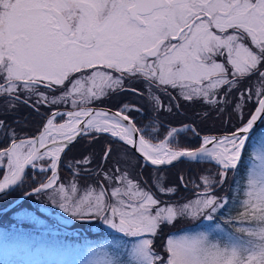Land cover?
<instances>
[{
  "label": "snow or ice",
  "instance_id": "snow-or-ice-1",
  "mask_svg": "<svg viewBox=\"0 0 264 264\" xmlns=\"http://www.w3.org/2000/svg\"><path fill=\"white\" fill-rule=\"evenodd\" d=\"M245 81L256 88L254 112L233 131L205 135L195 147L173 143L184 128H172L153 143V122L137 127L126 114L131 110L127 104L115 113L91 107L124 91L138 93L130 85L140 83L154 111L161 108L154 90L171 88L179 89L185 101L221 113L234 103L233 111L240 112ZM234 93L239 99L230 101ZM0 101L8 113L23 104L44 117L39 134L25 139H17L0 120V135L8 141L0 148V198L24 184L26 168L39 167L51 175L24 196L47 193L70 218L57 222L60 230L79 225L104 234L101 241L83 246L87 259L31 264H264V132L253 137L257 123H264V0H0ZM69 103L72 110L59 111V105ZM41 107L47 111L41 113ZM101 133L130 146L114 161L116 167H101L96 175L102 181L81 188L76 177L78 166L90 163L85 157L69 164L75 167L73 181L59 183V165L69 145ZM250 141L259 147L246 161ZM112 152L108 145L102 161ZM136 153L143 163L139 157L133 160ZM181 160L216 167L215 173L201 175L195 186L202 191L184 203L162 206L128 170ZM245 165L243 199H238L241 187L235 177ZM230 175L236 184L231 201L227 194H215ZM180 182L185 183L183 176ZM153 183L161 193L176 191L162 178ZM230 203L239 205L235 216L223 215ZM179 220L200 221L197 227L206 230L162 236ZM157 238L163 241L159 250ZM3 240V264H19L7 258L6 233ZM58 246L69 248L62 242Z\"/></svg>",
  "mask_w": 264,
  "mask_h": 264
},
{
  "label": "flooded vegetation",
  "instance_id": "flooded-vegetation-1",
  "mask_svg": "<svg viewBox=\"0 0 264 264\" xmlns=\"http://www.w3.org/2000/svg\"><path fill=\"white\" fill-rule=\"evenodd\" d=\"M218 59L223 61L224 58H218ZM249 83H250V81H245L244 85L241 86V91L244 92V99L241 101V103L243 104V109L240 112L233 111V109L235 107L234 103L227 106L226 110L223 113H221L219 111L212 110L211 108L205 106L201 102H195L194 103V102L185 101L183 99V97L180 95L179 89H171V88H169L167 90V92H165L162 89L161 90H154V95L159 98V102L161 105L160 110L154 111L153 110L154 105L149 100L147 93L144 92V85H142L140 83H134V84L130 85V87L139 89L140 92H138V93L132 92V91H124V92L120 93L119 95H112L108 98H105L101 101H98V102L92 104L91 107H93V108H104V109H110V110H116L117 111L124 104H127V105H129L131 110L129 112H127L126 114L129 115L130 119L136 124L137 127L142 128L146 124H148L149 121L151 120L153 122V127H155L157 129L158 135L163 133V132H168L172 128H184V130L190 134V136L185 138V140L188 139L189 142H192L188 146L195 147V146H199L200 137L194 135L192 129H195L196 133H200L199 132L200 130L206 129L207 127L218 126V127H220L219 129L222 130L223 132L229 133L230 131H233L235 129V128H232L233 125H236L238 127V126H240L242 119L245 118L244 121L247 120L248 112H249L248 111L249 100H250V99H247V96H248L249 92H252L251 88L248 87ZM239 95H240L239 93H234V96L229 97V100L231 101L233 99H239ZM34 99L35 98L33 97V100ZM44 109H46V108L41 107L40 112L43 113ZM58 109L61 112H66L68 110H72V106L70 103L67 105L61 104L58 106ZM137 109H140V110L137 111ZM169 109H170V111H169ZM205 113H208V115L205 116L204 115ZM34 114H36L39 119H42V123H43L44 117L42 115H38L35 111H34ZM184 118H187L188 121H184L181 124H175V122H178ZM61 121L62 120L60 119V121H56V122L60 123ZM185 126H187V127L185 128ZM39 129H40V127H39ZM39 129H38V131H39ZM149 131H151V129H149ZM201 134H199V135H201ZM94 135H95V139H92L88 136L79 137L82 139L81 141L83 142V145L87 149V151L84 155V158L88 157L90 160V163L82 164V166L79 167V170L81 168V171H79V176L76 177V179L78 180V183L81 186V188H83L84 186H86L88 184L96 183L98 179L102 181V175L98 177L96 175V173L100 170L101 167H103L104 170L107 167V165L105 167V162L102 161V156H103V153L106 149L105 145L103 147L104 148L103 152L100 155L98 154L99 164L97 166L94 164L95 156H93L94 153H92V151H90L89 148L91 147L92 144L93 145L95 143L98 144L99 141H101V138L99 137L100 134H94ZM101 135H103V137H106V139H102V140L108 141L106 145H116L114 142L115 138L111 137L110 135H108L106 133H101ZM0 137L3 138L2 136H0ZM0 148H4V147H0ZM69 148H71V146L68 147V149ZM64 153H63V155H64ZM63 155H62V158H63ZM83 159H82V161H83ZM185 163H186V161H182L181 166H180V175H179V182H180V177L183 176L185 183L182 184L180 182L179 188L176 189V191L172 194H159L158 192H156L153 189V187H151V188H146V186L144 187L143 179L140 176L141 170L144 168L149 169L151 167H148L145 165L142 168H139L140 170L138 172V175L137 174L135 175V173H131V172H130V174H131L132 179L139 181V183L141 184L142 187H144L146 190L153 192L154 195H156V197L162 203H165V204H169V203L173 204L174 202L184 203V202H187L188 200L192 199L193 196L197 193V190L195 188V183H194V180L196 178L192 174V179H189L188 173H187L188 168H184V166H182ZM108 165H109L108 166L109 168L116 167L115 164H108ZM60 166H61V168H60ZM134 169L135 168H130V170L132 172L135 171ZM152 169H154V168H152ZM69 170H68L69 172H66L62 166V162L60 163L58 174L60 175V173L63 172L64 176L69 175L68 178H66L67 184L69 182L73 181V179H74V175H73L74 170L73 169H69ZM44 176H45V174H44ZM46 177L47 176H45L44 179H46ZM43 180L38 179V181H34V185L31 186L30 189L22 192V194L25 193L26 191L31 190L33 187H35L37 184H39ZM152 180H154V178ZM25 181H27V178H25ZM67 184H65V185H67ZM18 188L23 189L24 184L20 187H17L15 190H18ZM11 192H9V193H11ZM187 194L189 195L188 197H186ZM174 195L175 196L177 195V196L173 198ZM187 198H189V199H187ZM3 207H5V206H3ZM3 207H0V209ZM181 223L183 224L184 221H182ZM56 224L57 223H54L55 227H56ZM76 229L81 231L80 233H82V234L84 233V230L78 225H76L75 230H73L72 227H69L67 229L64 228V230H65L64 232L69 233L70 230L77 231ZM55 233H58V232L55 231ZM72 234H75V233H72Z\"/></svg>",
  "mask_w": 264,
  "mask_h": 264
},
{
  "label": "trees",
  "instance_id": "trees-1",
  "mask_svg": "<svg viewBox=\"0 0 264 264\" xmlns=\"http://www.w3.org/2000/svg\"><path fill=\"white\" fill-rule=\"evenodd\" d=\"M251 83V82H250ZM249 83V84H250ZM256 102L249 103L248 107V115L252 112L253 108L255 107ZM47 110V109H44ZM160 119V118H159ZM0 120H4L7 122V124L15 130L16 133V138H23V137H28L35 135L39 129V127L42 124V119H39L36 114H34V111L26 106L21 104L16 110L12 111L11 113L6 112L5 107H4V102L0 101ZM245 120V118L243 119ZM15 121H19V123H16ZM184 121H188L187 118L181 119L178 122H175V124H181ZM236 125H233L232 128H235ZM264 126V123H260L257 128L255 129L254 133H256L259 128ZM237 127V126H236ZM231 128V129H232ZM253 133V134H254ZM2 136V135H0ZM160 136V135H159ZM3 137V136H2ZM101 138V141L99 143H95L94 145L92 144L91 147L89 148L92 153H94L93 156H95L94 159V164L97 166L99 164L98 160V154L100 155L103 150H104V145L106 146L107 142L106 137H103V135H99ZM81 138H78L74 143H72L70 146L71 148L67 149L63 155V158L61 160L62 166L66 172H69L71 169L68 165L69 163H75L76 161H82L84 158V155L87 151L86 147L83 145V142L81 141ZM185 145L188 146L190 143L187 139L185 140ZM250 143V142H249ZM116 145H111L113 152H112V157L105 163V166L108 164H114V161L118 158L120 154H122V151L125 146H123L121 143H115ZM8 146V141H4L3 138L0 137V147H6ZM69 146V147H70ZM116 146L119 148L121 151L116 152ZM250 144L248 145V148L246 149L244 153V158L247 161L248 156L250 153ZM137 157L134 156L133 159L135 160ZM65 160V161H63ZM64 162V163H63ZM182 163V161H181ZM181 163L179 162V166H181ZM212 166L207 163L203 164H197L194 163L191 168H188V177L189 179H192V174L194 175L195 178H197L200 175L201 171V166ZM82 166V165H80ZM245 167H242L240 170V174L235 177V180L239 183L241 187V192L238 197V199H241L242 196V186H243V180L245 177ZM68 169H67V168ZM139 165L135 167V173L138 175L139 172ZM198 167V168H197ZM214 168V166H212ZM61 168V166H60ZM216 168V167H215ZM81 169V168H80ZM152 169V168H149ZM69 170V171H68ZM157 171L155 173V177L157 178V174L160 175L159 177L163 179V183L165 187H174L176 189L179 188L180 182H179V175H180V167L178 170H175L172 167H168L165 169H152ZM31 169H28L26 171V177L28 180L24 182V188L12 191L9 193L6 197L0 198V207L6 206L10 202H12L15 198L20 196L22 192L25 190H28L31 188V186L34 185V180H31ZM69 175H66V178H68ZM239 177H242V179H238ZM231 179L230 182L225 184L223 188H217L215 191L219 190H227V196L229 198V201L232 200L233 195L235 194L236 190V184L233 183L232 176L230 175ZM31 197V196H30ZM29 197V198H30ZM28 199V197L26 198ZM26 199H24L22 202H24ZM21 202V203H22ZM20 203V204H21ZM173 204H177V202H174ZM231 205V215L235 216L237 212L239 211V205ZM16 207V206H15ZM14 207L10 210H13ZM9 210V211H10ZM7 211V212H9ZM7 212H4L0 214V216H3ZM182 221H188V220H179L177 221L176 225L174 228L172 227H165L162 233V236H166L167 234L173 232V233H180L181 231H185L184 229H181V222ZM11 229L9 227H3L0 225V238H3V234H7L8 236V247H7V253H8V260L12 262H19V264H31V262H53V261H60L61 258H63L62 261H69L66 256L55 254V248H57L54 244L53 241L55 242H62V243H72V242H77V243H90L93 241H96L98 239H101L104 237V234H99V233H80V234H62V235H56L55 232H40V231H33V230H26L22 232L20 230ZM40 241V243H37L36 241ZM52 240V241H50ZM162 239L157 238L156 240V248L157 250L160 249V246L162 244ZM4 243V241H3ZM3 243H0V263L3 262Z\"/></svg>",
  "mask_w": 264,
  "mask_h": 264
},
{
  "label": "rangeland",
  "instance_id": "rangeland-1",
  "mask_svg": "<svg viewBox=\"0 0 264 264\" xmlns=\"http://www.w3.org/2000/svg\"><path fill=\"white\" fill-rule=\"evenodd\" d=\"M251 99L249 100V103H253V102H257L258 97L255 95L256 92V88L252 87L251 88ZM47 110H43V113H45ZM57 121H60V119L58 118ZM220 127L218 126H212V127H207L206 129H202L200 130L199 134L201 135H216V134H223V133H227V132H223L222 130L219 129ZM257 132H264V126H262L261 128H259V130ZM256 132V133H257ZM168 132H163L161 134L158 135V133L156 132L155 135L152 137V142L153 143H158L161 140H164L165 137L167 136ZM256 133L253 134V137H256ZM147 135V133H146ZM190 134L188 132H186L185 130L183 132H180L175 139L173 140V143H175L176 141H178L180 143L181 146H184L185 143V138L189 137ZM188 140V139H187ZM250 153L248 156V160L249 158L253 155V153L256 151V149L259 147V144L256 142H252L250 141ZM108 145L105 146V148ZM116 152L119 150V148L116 146ZM121 151V150H119ZM123 152V151H122ZM134 160V159H133ZM247 160V161H248ZM65 161V160H63ZM64 163V162H63ZM70 163L68 162V165ZM72 165L75 166V163H72ZM83 164V163H82ZM80 164V165H82ZM194 163H190L187 162L185 164H183L182 166H184V168H191L193 166ZM80 165L78 167H80ZM212 165V164H209ZM109 165H107V167L105 168V171H107L108 169H110L108 167ZM214 166V165H212ZM212 166H201V171H200V175L194 180L195 185L199 184L200 182V177L201 175H211L213 173L216 172V168L214 166V168ZM119 167H121L122 169L125 167V165L123 163H121L119 165ZM172 168H174L175 170L179 169V162L173 166H171ZM67 168V167H66ZM139 168H142L141 166ZM170 168V167H169ZM198 168V167H197ZM31 169L32 173H31V180L34 181H38V179H44L45 176L51 175L50 172L48 173H41L39 167H37L36 169L33 168H29ZM68 169V168H67ZM71 169L75 170V167H71ZM165 169V168H164ZM131 173H135V171H131L130 169H128ZM81 171V169L79 170ZM155 173H157V171L152 170V169H147L144 168L141 170L140 176L143 179L144 182V187L146 186V188H151L153 187V189L158 192L159 194H166V193H161L158 191V185L154 184L152 180L155 177ZM45 174V176H44ZM4 175V170L0 169V179L3 178ZM133 175V174H132ZM136 175V173H135ZM160 175L157 174V178ZM231 177H229V181L230 182ZM238 179H242V177L238 176ZM28 180V179H27ZM26 182V181H25ZM244 180H243V184H244ZM59 183H63V184H67L66 183V175L64 176V173L61 172L59 175ZM243 187V186H242ZM197 193L193 196L192 199H194L196 197V195L202 191V187L201 188H197L195 186ZM215 194L217 196H224L227 194V190H219V191H215ZM177 196V195H176ZM175 195L173 196L176 197ZM189 195L187 194L186 197H188ZM185 197V198H186ZM189 199V198H187ZM241 199H243V195L241 196ZM191 200V199H190ZM161 205H165V203L161 202ZM25 213H30L31 216H35L38 220L34 221L32 219H29ZM231 214V205H229V208H226L223 210V215H229ZM70 218H68L66 216V214L62 213L60 211L59 208H57L51 201V199H49V196L47 193H42L39 195L33 194L31 195V197L28 199H26L24 202H22L21 204L17 205L16 207H14L13 210H10L9 212H7L6 214H4L3 216H0V225H2L3 227H9L11 229L14 230H20L22 232L26 231V230H33V231H40V232H55L57 231L58 233H56V235H62V234H79L81 231H79L78 229H76L77 231H73V230H68L69 233L64 232L65 230H60L57 227L54 226V223L60 222L63 223L64 220H68ZM217 220H221V216H217ZM222 222V221H221ZM200 224V221H192V220H188L187 222L185 221L183 224L181 225V229H184L185 231H181L180 233H173L172 234H183V232H192V231H204L206 229H204L203 227H197V225ZM79 226V225H78ZM71 227V226H69ZM69 227H66L69 228ZM84 230V233H99V234H103L100 233L98 228H92L91 230H88L87 228H82ZM14 231V232H16ZM107 232V230H105ZM101 239H98L96 241L90 242V243H77V242H72V243H64L67 244L69 246V248H63V247H59L58 246V242L53 241V244L57 247L55 248L54 253L55 254H59V255H63L66 256L68 258L69 261H82L84 259H87V256L84 252V248L83 246L85 244H95L99 241H101ZM3 238H0V243H3ZM52 241V240H50ZM37 243H40V241H36ZM71 249V250H69ZM63 258L60 259V261H62Z\"/></svg>",
  "mask_w": 264,
  "mask_h": 264
},
{
  "label": "water",
  "instance_id": "water-1",
  "mask_svg": "<svg viewBox=\"0 0 264 264\" xmlns=\"http://www.w3.org/2000/svg\"><path fill=\"white\" fill-rule=\"evenodd\" d=\"M256 107H257V103H256L254 109L252 110V112H254V110H255ZM95 109L107 110V111H109L110 113H115V112H116V110H110V109H104V108H95ZM252 112H251V114H252ZM251 114H250V115H251ZM250 115H249V116H250ZM64 119H67V117H64ZM62 122H63V121H62ZM62 122H60V123H62ZM125 123H126V122H125ZM259 124H260V122L257 123L256 128H257V126H258ZM41 128H42V125H41V127H40V130H41ZM40 130H39V131H40ZM39 131H38V133H37L36 135H34V136H32V137L37 136V135L39 134ZM106 134L110 135L109 133H106ZM225 134H227V133H225ZM225 134H216V135H208V136H223V135H225ZM110 136H111V135H110ZM203 136H205V135H199L200 139H201ZM32 137H26V138H32ZM22 139H25V138H22ZM121 144H122V143H121ZM126 147H129V148H130V146H126ZM135 155H136L137 157H139V153H136ZM139 158H140V160H141V163H143L142 157H139ZM181 161H183V160H181ZM178 162H180V161L173 162V164H171V165H160V166H152V165L149 163V164H147L146 166L151 167V168L164 169V168L171 167V166L177 164ZM28 168H30V166H29ZM28 168H26V171H27ZM30 191H31V190L26 191V192H30ZM25 198H27V197H25V196H24V193H23V194L20 195L18 198H16L14 201H12L10 204H8L7 206L1 208V209H0V214L3 213V212H6V211L10 210L11 208H13L14 206L18 205V204H19L20 202H22Z\"/></svg>",
  "mask_w": 264,
  "mask_h": 264
}]
</instances>
